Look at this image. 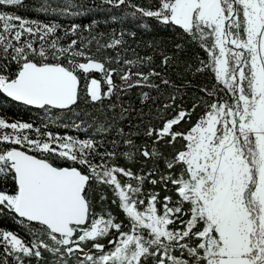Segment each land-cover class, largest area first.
Masks as SVG:
<instances>
[{"label": "snow or ice", "instance_id": "1", "mask_svg": "<svg viewBox=\"0 0 264 264\" xmlns=\"http://www.w3.org/2000/svg\"><path fill=\"white\" fill-rule=\"evenodd\" d=\"M3 218L0 264H264V0H0Z\"/></svg>", "mask_w": 264, "mask_h": 264}, {"label": "trees", "instance_id": "2", "mask_svg": "<svg viewBox=\"0 0 264 264\" xmlns=\"http://www.w3.org/2000/svg\"><path fill=\"white\" fill-rule=\"evenodd\" d=\"M21 15H28L32 16L31 12L25 13L23 10L20 11ZM98 17L103 21L105 18L108 17L109 13L105 12L103 9L100 10L99 13H97ZM64 19V18H62ZM115 22H113V25ZM125 26H130L128 22H125ZM102 30L103 31H108V28H105L102 24ZM143 31V30H141ZM157 39H166V40H171L173 39V35L171 33H165L161 32L160 35L156 37ZM178 39V37H176ZM143 39H151L150 36L144 35ZM197 51V49H192V53ZM4 113L9 116L12 120H17V119H22V120H29V119H34L37 116V113L35 110L29 112L25 110L22 106L15 105L12 103H7L4 105ZM0 226L7 227L8 229L12 231H20V234L23 235V231L16 225L15 223L12 222L10 218H3L0 219Z\"/></svg>", "mask_w": 264, "mask_h": 264}]
</instances>
